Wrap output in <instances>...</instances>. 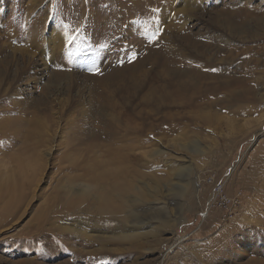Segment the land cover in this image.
Segmentation results:
<instances>
[{"label": "rangeland", "instance_id": "1", "mask_svg": "<svg viewBox=\"0 0 264 264\" xmlns=\"http://www.w3.org/2000/svg\"><path fill=\"white\" fill-rule=\"evenodd\" d=\"M159 30L227 86L195 100L221 125L169 107L109 138ZM0 182V264L264 263V0H0Z\"/></svg>", "mask_w": 264, "mask_h": 264}, {"label": "bare ground", "instance_id": "2", "mask_svg": "<svg viewBox=\"0 0 264 264\" xmlns=\"http://www.w3.org/2000/svg\"><path fill=\"white\" fill-rule=\"evenodd\" d=\"M158 25L160 24L158 23L157 26ZM159 34L160 37L157 38V40H154L153 48L150 52L144 55L142 62L138 63V66L131 70L129 76L126 77L124 81L128 82L127 85H124L127 91L130 92L134 98L138 96L141 98L140 111L133 115L129 113L125 107H122V105L114 104L112 109L110 108V111L112 110L111 113H109L110 115H108L110 117V128L107 130L109 138L115 139L116 134H122L123 138L130 133L144 130L145 126L142 124H146L150 115L162 112V109H165L166 112L164 117L166 116L167 118L172 119L175 115L172 113L173 111H166L169 107L184 108L185 110L190 111V113H193L192 115L197 119L194 121L199 123L205 122L207 125L215 124L217 127H220L221 125V119L219 116L210 114V117L206 118V116L201 115L200 112L203 111L202 105L204 103H195V100L203 98L206 107L209 106L210 103L214 106L217 104V102L215 103L214 101L217 100L218 95L220 96L218 90L227 86H212L207 83L204 73L205 69L201 63V59L191 57L185 51L182 52L177 49V47L170 48V46H167L163 42V36H161L160 30ZM203 54V52H199L197 55L201 57ZM146 88H149V90L143 94V91ZM118 90L119 89L116 90L117 94H119ZM207 100H209V103ZM190 115H187V117H190ZM179 117L177 119H179ZM161 126L162 127H160L161 129L159 130L163 134L167 132L164 131L166 130L164 128L166 126L168 130L173 132L177 129L172 121L164 127L163 125ZM152 129H154L153 126L147 128L148 131H152ZM114 133L116 134L114 135ZM111 174H114V171L113 173L111 172ZM120 183L121 182L116 181L115 178L112 181L110 180L112 193L115 194L117 192L126 195L128 190H122V188H119L118 184ZM15 186L16 184L13 187ZM9 187L12 186L10 185ZM2 189L3 188L0 185V191ZM258 264L264 263L258 262Z\"/></svg>", "mask_w": 264, "mask_h": 264}, {"label": "built area", "instance_id": "3", "mask_svg": "<svg viewBox=\"0 0 264 264\" xmlns=\"http://www.w3.org/2000/svg\"><path fill=\"white\" fill-rule=\"evenodd\" d=\"M226 180V179H222ZM216 182L214 178H209V183H215L213 194L209 199L208 206L206 208V217L210 215V211L214 208H219L225 211L222 221H229L233 219L235 214V208L241 204L238 198L230 197L226 192V181ZM234 213V214H233Z\"/></svg>", "mask_w": 264, "mask_h": 264}, {"label": "snow or ice", "instance_id": "4", "mask_svg": "<svg viewBox=\"0 0 264 264\" xmlns=\"http://www.w3.org/2000/svg\"><path fill=\"white\" fill-rule=\"evenodd\" d=\"M67 28H68V25H65V29ZM64 36H65L66 43L69 45H71L76 40V37L73 35H70L67 31H65ZM151 39L155 40V36H153ZM212 70L216 71V69H212ZM96 74H99V70H97Z\"/></svg>", "mask_w": 264, "mask_h": 264}]
</instances>
